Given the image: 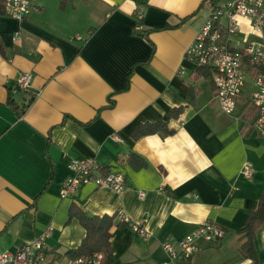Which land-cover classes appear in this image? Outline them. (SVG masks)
<instances>
[{
    "label": "crops",
    "instance_id": "obj_1",
    "mask_svg": "<svg viewBox=\"0 0 264 264\" xmlns=\"http://www.w3.org/2000/svg\"><path fill=\"white\" fill-rule=\"evenodd\" d=\"M30 2L35 11L25 20L0 15V252H15L51 228L47 264H66L67 252L86 236L74 206L73 213L115 217L105 264H254L239 254L244 241L237 235L264 190L252 79L236 112L225 115L211 71L210 79L198 77L200 68L185 59L210 15L209 0ZM240 25L264 46V31L256 36L248 23ZM21 74H31L29 88L10 97ZM158 122L173 134L132 139L139 126ZM80 159L94 160L99 175L121 173L124 192L87 184L61 198L69 164ZM205 222L225 232L221 241L170 261L162 243ZM254 248L264 264V225Z\"/></svg>",
    "mask_w": 264,
    "mask_h": 264
},
{
    "label": "built area",
    "instance_id": "obj_2",
    "mask_svg": "<svg viewBox=\"0 0 264 264\" xmlns=\"http://www.w3.org/2000/svg\"><path fill=\"white\" fill-rule=\"evenodd\" d=\"M210 15L193 44L185 53L186 61L198 68H207L212 73V84L216 90L215 100L225 115L236 112L237 103L243 94L247 78L252 79L253 90L250 103L256 115L253 124L255 134L264 139V46L242 32L240 20L245 21L253 35L261 36L264 31V0H228L211 3ZM35 11L30 0H5L4 15L14 20H25ZM140 14L138 13V19ZM14 40H19L17 34ZM253 71V73H252ZM183 71L178 72V76ZM31 74H21L15 81L13 93L29 88ZM112 140L121 143L117 136ZM72 177L61 187V198L73 197L77 190L87 184L99 189H108L121 194L126 189L125 177L119 172L99 175V166L92 159L73 160L69 164ZM248 176L246 168L243 172ZM120 222L127 223L125 217ZM135 232L146 238L140 227L132 226ZM52 232L48 228L34 242L24 244L15 252H0V264H47L45 240ZM225 232L212 222H205L190 235L165 241L162 249L170 261L189 260L196 255L202 244H217ZM104 256L95 254L89 258L69 259L66 264H104Z\"/></svg>",
    "mask_w": 264,
    "mask_h": 264
},
{
    "label": "trees",
    "instance_id": "obj_3",
    "mask_svg": "<svg viewBox=\"0 0 264 264\" xmlns=\"http://www.w3.org/2000/svg\"><path fill=\"white\" fill-rule=\"evenodd\" d=\"M215 2L216 1L214 0H209V4ZM4 3L5 0H0V15H4ZM149 32L150 31H147L143 33L141 36L147 39ZM0 55L5 57V50L1 42H0ZM196 76L198 77L206 76L207 78L209 77L210 79V71L209 69L202 67L199 69V72L197 73ZM210 82L212 84L211 79ZM14 86H15V82L13 84V87ZM13 87L11 86L9 88L10 97L12 96V94H18L20 92L26 91V90L24 91L16 90L15 93H13L12 92ZM195 94H196L195 91L190 88L187 94L188 103L190 105L194 104ZM32 100L33 99H30L29 103H31ZM29 103L23 106V110L26 107H28ZM112 104L113 102H110V106ZM14 109L16 111V108ZM180 112L181 109L179 108L177 110L172 111L169 114V116L177 117ZM154 134H160L163 137H167L172 135L173 131L169 130L167 124L164 122L147 123L136 128L131 133V137L132 139L137 140L141 137L154 135ZM71 208H72L71 210L72 216H75L78 219L79 223L86 231V236L82 241L80 247L76 250L68 251L66 256L69 259H75V258H89L95 254H101L102 256H104V254L110 253L111 252L110 231L114 226L117 225L115 223V217L114 216L89 217L84 213H73L74 206H72ZM263 225H264V190L261 193L256 210L250 211L248 213L243 228L237 232V235L240 236V239L244 241L241 244L240 248L238 249L239 254L243 259L252 260L254 264H259L258 257L254 248L255 234L258 231V229H260Z\"/></svg>",
    "mask_w": 264,
    "mask_h": 264
}]
</instances>
